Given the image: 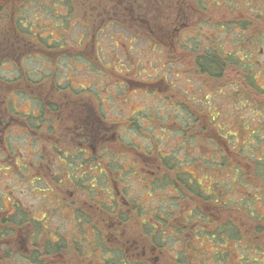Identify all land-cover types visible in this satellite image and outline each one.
<instances>
[{
  "label": "flooded vegetation",
  "instance_id": "af4514ba",
  "mask_svg": "<svg viewBox=\"0 0 264 264\" xmlns=\"http://www.w3.org/2000/svg\"><path fill=\"white\" fill-rule=\"evenodd\" d=\"M42 11L59 34L71 21L89 36L41 35L27 17ZM113 26L162 53L175 42L166 60L195 57L180 75L204 87L159 86L155 138L133 131L154 119L143 109L106 114L123 84L84 83ZM258 43L264 0H0V264H264V131L245 127L264 119ZM213 54L238 62L198 67Z\"/></svg>",
  "mask_w": 264,
  "mask_h": 264
},
{
  "label": "rangeland",
  "instance_id": "374dc122",
  "mask_svg": "<svg viewBox=\"0 0 264 264\" xmlns=\"http://www.w3.org/2000/svg\"><path fill=\"white\" fill-rule=\"evenodd\" d=\"M34 16L35 13L31 12L30 16L27 18L30 19L32 23H36L37 25L39 24L41 26L38 27V33L41 35L52 34L54 37H59L60 35H65L68 38L73 37L70 39H74L76 36H89L90 30L81 26L79 23H75L74 26H71L70 31L66 29L65 34H59L56 32L57 30L61 29L56 27V22L54 20V18L59 19V14L57 15L54 12H38L36 17L37 22L34 20ZM80 23L83 25L82 22ZM133 32L134 29L131 30L129 28H122L120 26H113L108 29H102L100 33L97 32V49L100 52L106 53L107 57L104 58L101 56L100 64H97L96 68L93 67V72H89L88 70L86 71V76L84 77L86 81H84V83H89L90 80H99L103 85L108 84L107 81L109 80V85L111 86L114 83H119L118 89L120 88V85L123 84L122 95H116V90L114 88H110L115 100L110 103L109 107H106V114L111 120H119V118L123 119V116L131 117L136 110L143 109V115H147V113L151 114V117L154 119L148 118L145 123L139 124L138 127H140V125L141 127H144V133H154L155 138L156 133L159 131V125L156 121L158 116V97L160 94L159 86L162 83H165V86L161 91H167L172 89L171 87L168 88L167 83L169 85H171V83H178V87L186 90V80L192 76L186 75L181 77L180 70H184L188 74V69L190 66H192L191 63L195 57L190 52L181 53L178 56L181 58V65L177 59L175 61L166 60L167 52L172 54L174 51H176V46H174L175 42L166 45L164 52L162 53L160 47L155 44V40L152 39L150 35L142 36L141 38H133ZM212 35L214 36L216 33L213 32ZM220 36L224 37L225 40L227 38V34H221ZM213 38L215 39V37ZM258 44L259 45H257V49H255V54L252 56V59L261 67L264 64V44ZM209 45H211V43H202L198 45L199 48L197 47V49H193V52L198 54L203 53L206 46ZM219 45L222 46L224 52L235 51L237 49V47L233 43H229V41L221 42ZM70 47L73 48L74 46ZM259 50L260 53L258 52ZM239 56L242 57L241 54H239ZM108 57L110 62L108 61ZM108 64L110 65L111 69H108ZM178 74L181 78L177 77ZM255 74H257L258 77H261L258 83H263L264 75L260 76L259 70H255ZM225 77L226 80L224 78L223 81L225 80L232 83H235L236 79H238L236 77V73L229 70L226 72ZM128 79L131 80V82L127 81ZM193 79L194 85L192 88L198 89L197 86L204 87L198 83L197 77L196 79ZM200 79L202 78L199 77V80ZM139 82L142 84L137 86V83ZM220 83L221 81L216 82L218 87L221 86ZM214 87L215 85H213L211 88H207L206 86L204 89H206V91H211ZM230 90L232 89L230 88ZM230 109L232 112H234V110L237 108L231 107ZM236 124L240 125V121ZM227 127L231 131L237 130V127L231 122ZM258 127H262V131H264V119L258 118L256 119V122L250 120L246 137L248 136L249 132H252ZM133 131L135 132V130ZM129 135H131V132ZM149 135L151 136L152 134ZM119 161L122 163L125 162L122 157L119 159Z\"/></svg>",
  "mask_w": 264,
  "mask_h": 264
},
{
  "label": "trees",
  "instance_id": "16d2710c",
  "mask_svg": "<svg viewBox=\"0 0 264 264\" xmlns=\"http://www.w3.org/2000/svg\"><path fill=\"white\" fill-rule=\"evenodd\" d=\"M69 14H71L72 17H67L68 20H71L73 18L76 19L79 16V15H77L76 12H72V13L70 12ZM108 27L107 28H102V29H108ZM122 28H124V27H122ZM66 29L69 30V31L71 30V21H70V25ZM227 57H228L227 60L226 59H223V58H222L223 60H221V58L219 56L215 55V54H213L211 56V58H210V56H206L203 60H200L199 61L198 67H202V68H208V67H215V68H217V67H219L220 68L222 66H225V68H226L228 64H234V63L237 64L238 61H237L236 58H234V56H233L234 59L231 58L232 56H228L227 55ZM222 62H223V64H222ZM139 124L140 123H137L136 120H132V125L131 126H132L133 130L136 131L137 129H139L141 127V125H140V127H138ZM248 124H250V122H246L245 123V127L246 128H248ZM257 132H259V131H257ZM258 141H259V138H258V136H256L254 142H258Z\"/></svg>",
  "mask_w": 264,
  "mask_h": 264
}]
</instances>
